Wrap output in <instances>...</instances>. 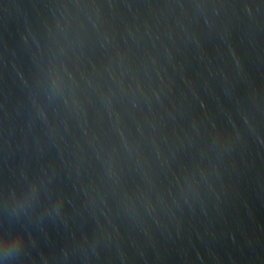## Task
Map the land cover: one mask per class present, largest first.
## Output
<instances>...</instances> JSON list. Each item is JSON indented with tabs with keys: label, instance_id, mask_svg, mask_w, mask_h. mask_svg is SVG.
<instances>
[{
	"label": "water",
	"instance_id": "water-1",
	"mask_svg": "<svg viewBox=\"0 0 264 264\" xmlns=\"http://www.w3.org/2000/svg\"><path fill=\"white\" fill-rule=\"evenodd\" d=\"M0 264H264V0H0Z\"/></svg>",
	"mask_w": 264,
	"mask_h": 264
},
{
	"label": "clouds",
	"instance_id": "clouds-1",
	"mask_svg": "<svg viewBox=\"0 0 264 264\" xmlns=\"http://www.w3.org/2000/svg\"><path fill=\"white\" fill-rule=\"evenodd\" d=\"M14 252V248L5 250L4 259H11L14 255Z\"/></svg>",
	"mask_w": 264,
	"mask_h": 264
}]
</instances>
